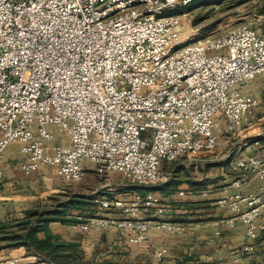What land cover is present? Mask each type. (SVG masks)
<instances>
[{"label":"built area","instance_id":"built-area-1","mask_svg":"<svg viewBox=\"0 0 264 264\" xmlns=\"http://www.w3.org/2000/svg\"><path fill=\"white\" fill-rule=\"evenodd\" d=\"M191 2L0 0V162L18 143L25 174L49 166L69 185L92 170L147 188L162 181V162L221 150L220 119L231 134L253 126L259 98L240 85L264 71V34L240 23L184 44L182 18L171 12ZM51 126L67 144L55 142ZM227 157L237 175L230 186L258 181L255 193L236 190L219 201L243 223L244 250L251 251L264 232V152L241 156L238 149ZM98 203L103 214L70 215L71 226L128 229L138 245L152 227L183 232L165 218L166 198L155 193H120ZM144 210L154 218H140ZM150 252L161 260L168 249ZM0 264L20 261L1 258Z\"/></svg>","mask_w":264,"mask_h":264},{"label":"crops","instance_id":"crops-1","mask_svg":"<svg viewBox=\"0 0 264 264\" xmlns=\"http://www.w3.org/2000/svg\"><path fill=\"white\" fill-rule=\"evenodd\" d=\"M258 33L264 34V30H258ZM263 87L264 71L253 80L240 85L241 91L259 98V104L253 111L255 119L253 126L244 127L239 134H231L225 131V121L220 119L215 133L223 144V148L197 156L196 164H200V172L195 174L191 171L190 163H186L190 158L185 156L179 158L182 159L181 162L175 164L169 171L170 179H178V174L186 176V180L178 179L180 181L176 182L174 188L170 187L171 185L167 186V190L175 189V192L165 196L166 205L169 207L165 218L180 223L183 226L181 234L152 227L148 240L138 245L131 242L132 231L116 227H110L104 231L91 229L84 232L73 228L71 223L51 221L48 224L49 231L62 241L77 244L82 259L92 263L105 262L106 264L115 261L119 264H264V232L256 240L253 249L245 251L246 236L243 223L227 206L219 204V201L230 192L238 190L242 193H255L257 191L258 181L251 177L243 181L239 189L230 186L237 175L229 169L227 155L229 151L234 154L238 149L241 156L247 153L264 152ZM258 113L259 117H257ZM254 141H258L259 146L250 144ZM55 142L65 145L67 136L65 134L55 136ZM245 142L250 146H245ZM24 158L19 153V144L12 143L5 149L0 162L2 169L0 228L16 220H22L24 212L33 209V196L28 189L30 185L16 179V176L24 174L18 168ZM194 166L197 167V165ZM54 173V169L49 166H41L38 170L31 172L33 176L42 175L46 179L50 177V180L53 176L61 182ZM58 182L55 184H59ZM117 190H124V187H116L112 191ZM181 190L185 193L182 196L178 194ZM154 191L161 192V197L167 192L158 189ZM97 210V214H103L99 208ZM52 211L54 210L48 212ZM138 216L145 219L154 218L147 210L141 211ZM259 219L264 221V210L261 211ZM11 230L10 228L5 232ZM5 232L0 229V259L10 257L17 258L20 264H49L25 246L7 247V241L1 240V237L6 236ZM38 237L43 238L44 233L39 232ZM151 246H165L168 254L162 260H156L150 252Z\"/></svg>","mask_w":264,"mask_h":264},{"label":"rangeland","instance_id":"rangeland-1","mask_svg":"<svg viewBox=\"0 0 264 264\" xmlns=\"http://www.w3.org/2000/svg\"><path fill=\"white\" fill-rule=\"evenodd\" d=\"M262 6H264V0H205L196 3L191 8L189 7L186 12L177 13L181 16L184 24V44L191 40H201L220 35L240 23H249L257 30H264V15L258 14ZM259 115L258 113L257 117ZM50 129L56 137L63 134L56 127L51 126ZM181 160L177 159L171 163L162 162L160 171L164 177L159 184L179 182L180 180L178 179L182 178L186 180V176L183 174H178V179L176 180L170 179L169 171L175 164L180 163ZM197 161V157L195 159L190 158L189 161H186L187 164L190 163L189 167L195 174L201 170L200 164H196ZM194 165H197V167ZM16 179L30 185L28 189L29 193L33 196V209L38 210L40 213H47L50 210H54L58 213L63 211L67 213V216L80 215L83 218H87L92 215H97V208H99L98 200L103 197H113L120 193L132 194L134 192H152L161 196V192L159 191H152L151 189L132 185L118 173L100 176L90 170L86 171L81 181L69 185L58 182L53 176H51V180L50 177L48 180L44 176L42 177V175L33 176L31 173L21 174L16 176ZM56 182L59 184H55ZM105 183L108 186H104L106 185ZM121 186L124 187V190L112 191L116 187ZM170 187L174 188L175 184H172ZM168 192H175V189L167 190L163 194L164 198L169 194ZM77 200H82L85 204L76 208L77 204L74 203ZM165 206L166 210H169V207L167 205ZM18 222L19 220H16L8 226L13 229ZM95 264H105V262ZM106 264L119 263L114 261Z\"/></svg>","mask_w":264,"mask_h":264},{"label":"trees","instance_id":"trees-1","mask_svg":"<svg viewBox=\"0 0 264 264\" xmlns=\"http://www.w3.org/2000/svg\"><path fill=\"white\" fill-rule=\"evenodd\" d=\"M203 1L205 0H192L189 5L176 8L171 13H184L189 7L191 8L194 4ZM258 14L264 15V6L259 9ZM172 184L177 183H166L156 188L152 187L151 190L158 189L167 191V186ZM168 193L170 194L171 192ZM74 204H77L76 208H78L79 206H83L85 202L77 200ZM66 214L63 211L61 213L57 211L40 213L36 209L26 210L24 212V218L19 220L15 228L11 231L5 232V230L10 229L8 225L0 228L6 233V236L1 237V240H6V246L10 248L19 246L27 247L34 254L45 259L49 264H95L82 259V254L78 251L77 244L62 241L58 236L53 235L49 231L48 224L51 221H61L64 223L76 222L75 219L66 216ZM39 232L44 233L43 238L38 237Z\"/></svg>","mask_w":264,"mask_h":264},{"label":"water","instance_id":"water-1","mask_svg":"<svg viewBox=\"0 0 264 264\" xmlns=\"http://www.w3.org/2000/svg\"><path fill=\"white\" fill-rule=\"evenodd\" d=\"M191 41H194V40H191ZM152 187H154V186H151V187H147V189H152Z\"/></svg>","mask_w":264,"mask_h":264}]
</instances>
